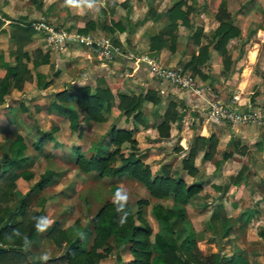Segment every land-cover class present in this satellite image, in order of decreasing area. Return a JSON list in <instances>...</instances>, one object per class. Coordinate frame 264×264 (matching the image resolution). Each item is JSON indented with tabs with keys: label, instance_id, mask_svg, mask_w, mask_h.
Listing matches in <instances>:
<instances>
[{
	"label": "crops",
	"instance_id": "1",
	"mask_svg": "<svg viewBox=\"0 0 264 264\" xmlns=\"http://www.w3.org/2000/svg\"><path fill=\"white\" fill-rule=\"evenodd\" d=\"M35 2L39 5V2L44 1L35 0ZM219 2L220 0L217 4ZM108 5L110 4L108 3ZM4 6H6V9L0 3V20L2 21L0 25V79L4 74L5 64L14 65L16 63V46L18 44L11 37L13 34L11 32L12 25H29L30 22L37 20V17L32 16V13L28 11V6L26 4L22 5V0H5ZM129 6L137 9V4L131 1H129ZM151 7L155 8H152L155 13L151 10L150 15L146 12L143 18L140 19H129L127 16L128 12L126 15L125 11H123L121 15L125 13V17H121L122 20L120 17L112 16L114 8L109 9L111 17H107L108 13L100 7L102 10H97L96 14L98 16L96 20L92 18L95 20L92 23L93 28L86 32H81L78 29L83 27L87 20L84 23L77 22L78 27L76 29L78 32L91 34L96 39L101 37L109 38L114 44L119 46L120 53L109 61H104L98 56L94 45L69 42L57 49L47 44L41 33L33 30L29 34L28 39L23 42L20 50L27 54L26 57L21 58V61L29 69L30 77L24 79L20 89L11 87L8 93L4 95L3 101L0 102V111L6 119L5 124L0 125L2 126L0 128L10 130L12 134L6 135L0 145L1 147H6L5 152H2L1 163L6 156H10L8 144L5 142L7 138H14L18 134L22 135L24 141L28 143L27 149L28 145H30V148L32 147L30 144L32 140H35L42 132L49 130H41L37 125L33 129L27 123L26 117L28 115H24V113H28L26 104L23 103V99L14 94V90L18 91L23 88L22 96L29 94L26 86L27 84L31 85L32 79L35 81V88L31 89V94L33 95L25 98H31L35 94L41 93L44 96L49 95L50 100L53 92L66 86H71V83H91L95 81L97 76H100L103 80L99 85L107 86L114 95L109 110H101L105 118L104 121L97 122L83 119L80 124L82 132L78 137L76 131L71 132L69 130L66 117L59 115L54 110H47L50 114L54 112L53 116L58 119H66L68 132L76 134V140H79L83 135L86 124L89 121L106 123L109 120L110 126L115 124L118 127L134 128L133 137L137 141L139 156L150 167L149 160L151 159L146 152L151 154L153 149L164 150V146H170V148L166 147L167 149L169 148L167 153H162L158 159H154L156 165L154 164V168L151 167V169L154 173H160L162 170L168 172L171 177L180 176L186 183L196 180L201 182V190L188 197L184 203L185 214L194 230L195 249L206 255L207 245H209L216 264L218 260L219 262L224 261V264H239L242 260H246L249 264H264V115L258 121L252 123L232 122L229 124L227 121L213 120L206 114L203 98L196 95L192 90L179 89L157 79L148 70L146 63L138 59L139 55L145 54L162 65L183 66L193 54L197 53L199 45L204 44L210 38L216 26L208 33L207 29L202 28L198 41L195 42L191 34L196 26L191 21L190 26H186L180 20H177V25L174 29L175 41L173 48H170V41L167 36L159 34L165 29L167 24V18L163 15L166 14L165 9H160L155 4H151ZM48 8L49 4L43 10V14L48 12ZM35 10L34 12L42 13L39 11L40 9ZM67 17L68 15L66 14L62 15V17H57L58 24H54L62 27ZM115 21L121 23L120 29L115 24ZM104 25H111L114 28V32H109L104 28ZM96 26H100V28L98 29ZM199 26H201V23ZM99 33L102 36L99 37ZM261 33L264 32L262 31ZM154 34L159 35L163 42L154 40L152 41L154 46L150 48V37ZM231 39L226 44L229 52L230 49L227 45ZM159 44L161 45L158 47ZM44 55H47V60L45 61H43ZM248 55L252 59L255 55V50H249ZM217 58L222 65L220 53L210 47L208 58L203 64L198 65L200 73L194 75L199 84H203V86L204 84L209 85L208 81L211 80L217 82L216 79H212L208 71L210 61L213 59L217 61ZM238 59L237 56L234 58L233 64L227 71L228 73L234 72V66ZM37 74L39 75V82H46V86L38 84ZM147 89L158 93L160 96L159 102L153 103L150 100H144L140 106L141 120H132L131 117L126 119L125 115L117 107L118 98L116 94L120 92L127 95H137L139 93L143 94ZM242 93L243 90L239 84H236L233 92L227 96L220 95L215 91L206 94V96L229 102L230 104L233 103V106L243 109L260 110L264 114V87L259 89L256 99L241 96ZM169 101L175 103L177 116L174 120L169 121L168 128H163L162 131L168 134L161 136L157 125L161 122ZM78 111L81 113L80 109ZM120 120L125 123L119 124ZM52 126L56 127L52 132V139L44 140L42 152L46 156H50L49 147L47 148V146L53 148L55 145H59L54 137L55 133L58 132V126ZM211 134L216 138L213 152L208 154V157H204L203 154L207 150L208 144L201 142L189 164L190 166H183L182 159L187 157L195 136L208 137ZM27 139L30 141L28 142ZM74 142H71L70 145V154L73 162V150L76 146L79 147L81 153L85 154L89 153L94 144L101 148H109L106 142L97 140L90 143L87 147V152H83L81 145L78 142L76 143L75 140ZM25 150L24 154L29 155L30 158L23 163L27 161L32 163L33 154L26 153ZM34 151L39 153V151ZM224 152L228 153V155L224 156ZM23 163L20 162L18 165ZM49 168L53 170V168ZM22 169L27 168L23 167ZM53 172L50 182L56 180L57 173L54 170ZM200 197H202V200ZM167 198H170L169 202L163 203L161 201V199ZM101 199L105 198L102 197ZM153 199L150 202H160L164 205H171L172 203L170 195ZM149 208L146 210L147 218L148 214L151 216ZM76 219H78L77 226L73 224ZM87 219L88 217L84 223H81L79 217H76L70 224L61 228L69 227V232L73 235L78 230L77 228L87 222ZM155 223V229L152 227L153 232L158 229V223L156 221ZM182 237L183 234L180 235V239ZM200 242L203 244L200 245ZM32 244L34 243L32 242ZM30 246L31 244L25 249L24 253L30 260L40 264L44 260L43 255H35L31 252ZM61 248L62 251L63 247ZM58 254L60 253L58 252ZM129 257L130 254L128 253L124 258L127 259ZM104 259H101L98 264ZM238 260L239 262H237Z\"/></svg>",
	"mask_w": 264,
	"mask_h": 264
},
{
	"label": "trees",
	"instance_id": "2",
	"mask_svg": "<svg viewBox=\"0 0 264 264\" xmlns=\"http://www.w3.org/2000/svg\"><path fill=\"white\" fill-rule=\"evenodd\" d=\"M224 0H220L216 6L214 17L218 24L213 29L210 38L199 45L196 54H193L188 61L183 64L185 70H189L192 75L200 73L198 65L203 64L209 55V48L216 49L222 60L223 69L221 72L229 71L234 62V57L226 48L229 39L240 35V29L233 24L231 13L223 5ZM194 9L185 0H176L165 11L168 23L165 29L159 34H165L170 41V48H173L175 41L174 29L177 20L182 24L190 26L189 13ZM151 8L147 14L150 15ZM153 13L154 10H153ZM0 20V25H1ZM118 28L121 23L115 21ZM92 22L88 21L81 32L89 31ZM104 28L113 33L111 25H104ZM34 29L27 25L13 24L11 28L12 38L16 43V63L14 65L5 64V71L0 79V102L8 93L11 87L20 89L24 79L30 77L29 69L21 61L26 57L25 52H21L20 47L25 42L29 34ZM201 34V27L196 26L192 32L193 40L198 41ZM160 41L161 37L154 34L150 37V48H153L152 41ZM160 42H163L162 40ZM161 44L158 45V47ZM43 61L47 60L44 55ZM38 84L46 86V82H39V75H36ZM102 77L97 76L95 81L71 83L61 90L52 93L49 102L43 107L54 110L59 115L68 120L69 130L76 131L77 136L81 135V121L83 119L97 122L104 121L101 110H109L114 95L107 86L99 83ZM117 107L132 120H141L140 106L144 100L157 103L160 96L153 90L139 94L127 95L117 93ZM80 109L81 113L78 111ZM177 116L175 103L169 101L161 122L157 125L159 135H166L163 128L169 127V121ZM56 129L52 126L48 131L42 132L35 140L30 142L32 148L42 152L44 140L52 139V132ZM161 129V130H160ZM134 128L118 127L112 124L106 134L108 140L106 145L112 148H101L92 145L88 154L81 153L76 146L74 152V163L77 168L85 174L93 173L99 178H119L128 176L143 185L148 197L136 198L131 204L128 201H121L114 198L102 199L97 209L88 217L87 222L77 228L76 233L71 235L69 227L61 228L56 220L53 221L46 232L56 246L63 247L62 252L57 256L48 257L40 264H98L103 258L111 256L115 264H216L214 255H203L195 249V235L184 209L187 198L201 190L202 184L198 180L186 183L180 176H169L168 172L161 170L154 173L151 167L142 161L138 153L137 141L133 137ZM10 156L5 157L0 164V264H38L30 260L24 253L25 249L32 244L37 232V218H42L43 209L35 210L29 207V196L44 188L50 182L54 172L46 168L40 173L37 180L24 190L16 185V179L27 183L33 176L27 169L14 171V167L20 162L29 159V155L24 154L27 142L22 135L18 134L14 138H7ZM208 144L203 156L213 152L216 138L213 134L208 137L196 135L189 153L182 159L183 166H190L192 158L197 152L200 143ZM48 154V152L46 151ZM224 156L228 153L224 152ZM195 169L193 166H191ZM21 183V184H22ZM113 194L115 186H112ZM170 195L171 205H164L160 202H150L149 197L162 198ZM16 198L15 204L11 202ZM123 206L122 211H118ZM149 205L150 214L158 223V229L153 232L152 226L146 217V206ZM123 221V222H121ZM76 226L78 219L74 221ZM183 237L180 239V235ZM152 237V238H151ZM180 239V241H179ZM130 254L125 259L124 253ZM217 264H224L218 260ZM239 264H249L246 260Z\"/></svg>",
	"mask_w": 264,
	"mask_h": 264
},
{
	"label": "rangeland",
	"instance_id": "3",
	"mask_svg": "<svg viewBox=\"0 0 264 264\" xmlns=\"http://www.w3.org/2000/svg\"><path fill=\"white\" fill-rule=\"evenodd\" d=\"M4 1L0 0V3L2 7L6 9ZM43 1L44 2H39V5H37L35 0H22V5L26 4L28 6V11L32 13V16H36L37 19H40L42 16L52 24H58L57 17H62V15L66 14L68 17L64 20L62 27L71 31H77V22L84 23L86 20V23L88 21H91L92 23L95 22L96 17L98 16V14H96L97 10H102L101 8L105 9L106 13H108L109 16L107 15V17H111L109 9L114 8V12L112 13L113 17H120L121 19V17H125V13L127 15L128 12L127 16L129 19H140L143 18L148 8H154L151 7V4H155L156 7H159L160 9L162 8L163 10L165 9L166 11V9L176 0H94L91 7H89L88 0H77L75 4H68L66 0ZM129 1L137 4V9L129 6ZM185 1L194 8L188 15L189 20L194 26H199L201 23V30L202 28L207 29V33L216 26L215 24H217V20L214 17V13L219 0ZM41 3H43V5H41ZM108 3L110 5H108ZM48 4V12L43 14V10ZM223 5L231 13L234 23L238 25L240 29V35L231 39L227 45L230 49L231 56L234 58L237 56V59H239L234 66V72L231 73L221 72L222 65L218 58L217 61H215L216 59L210 61L208 71L212 79H216L217 82L211 80L213 83L208 81L209 85L204 84V86L208 87L212 93L215 91L220 95L227 96L233 92L236 84H239L240 88L243 90L241 96H248L247 98L253 99L258 95L259 89L264 87V33H261L262 31L264 32V0H225ZM37 9H40L39 11L42 13L34 12V10L37 11ZM123 11H125V13L121 15ZM163 15L166 16V23H168L167 15ZM96 27L98 29L100 28V26ZM100 36H102L101 33H99V37ZM251 49L255 50V55L252 59L248 55V51ZM34 83L35 81L31 79V85L27 84L26 86L29 94L25 93L26 95L22 96L21 93L24 92L23 88L18 91L14 90V94H17L20 99H23V103L26 104V110L28 113H24V115H28L26 121L33 127V129H35V125L41 130H48L52 125L58 126V132L55 133L54 137L59 145H55L53 148L47 146V148L49 147L50 156H46L44 152L36 153L31 149L32 147L30 148V145H28L25 152L33 154L32 163L27 161L22 165L14 167V171H19L25 167L33 173L32 178L28 180L27 183H22L21 178L16 179V185L21 190H24L27 186L31 185L36 179H38L40 173L46 168L51 167L57 173L56 180L47 184L43 190L31 193L28 200L29 207L35 210L41 209L42 207V218L46 217L51 221L50 225L56 220L60 227H65L76 217H79L81 223H84L85 219L99 206L102 197L118 199V193L126 194L128 197L126 201L131 204H133L136 198L148 197L146 188L128 176L102 179L96 177L93 173L85 174L80 171L71 158V142H74V140L76 143L78 142L81 145L82 150H84L83 152H87V147L91 142H96L97 140L106 142L108 140L106 132L110 126L109 120L106 123H94L89 121L86 124L83 135L79 140H76V134L68 132L66 119H58L54 117V112L50 114V112L43 107V105L48 103L49 95L44 96L40 93L35 94L34 97L25 98L26 96L33 95L31 92L35 88ZM171 86L173 85L171 84ZM5 121V117L0 111V125H4ZM124 123L125 122H122V120L119 122L121 125ZM228 123L231 124V122ZM0 129L1 145L4 137L9 135V133L11 134V132L10 130ZM28 139L27 141L29 142L30 140ZM107 147L111 149L112 145H107ZM166 147L170 148V146H164V150L153 149L151 154L146 152L151 159L149 160V163L152 168L156 165L154 159H158L162 153L164 154L168 152L169 148L167 149ZM5 148V146H0V163L3 158L2 152H5ZM151 156H154L155 158H151ZM112 186H115L116 189L114 195L111 193L112 189L110 190ZM200 199L202 200V197H200ZM149 200L153 201L154 199L149 197ZM15 201L16 198L11 202L12 206L15 204ZM161 201L166 203L170 201V198L161 199ZM148 208L149 205L146 206V210ZM147 216L152 227L155 229L156 223L154 219L149 214ZM50 225L43 230L36 229V236L33 239L34 244H31L30 246L31 252L35 255H43V257L47 255L48 257H51L54 255L57 256L56 254H58V252H62V246L56 247L53 241L46 235ZM199 244L202 245L203 243L200 242ZM207 247L206 255L208 253L211 254L210 246L207 245ZM127 255L128 253L125 252L124 257ZM237 262H239V260ZM101 263L114 264V259L108 257L102 260L100 264Z\"/></svg>",
	"mask_w": 264,
	"mask_h": 264
},
{
	"label": "built area",
	"instance_id": "4",
	"mask_svg": "<svg viewBox=\"0 0 264 264\" xmlns=\"http://www.w3.org/2000/svg\"><path fill=\"white\" fill-rule=\"evenodd\" d=\"M29 26L41 33L47 44L57 49L69 42L94 45L99 57L104 61H109L116 54L120 53L119 46L114 44L109 38L101 37L96 39L91 34L71 31L52 24L43 17L30 22ZM138 59L146 63L148 70L160 81L166 82L169 85L172 84L179 89L192 90L196 95L203 98L206 114L213 120L231 123H252L258 121L264 115L260 110L243 109L233 106L229 102L207 97L206 94L211 93L210 89L199 84L195 76L185 70L181 65H162L145 54L139 55Z\"/></svg>",
	"mask_w": 264,
	"mask_h": 264
},
{
	"label": "clouds",
	"instance_id": "5",
	"mask_svg": "<svg viewBox=\"0 0 264 264\" xmlns=\"http://www.w3.org/2000/svg\"><path fill=\"white\" fill-rule=\"evenodd\" d=\"M66 2L68 4H75L77 2V0H66ZM89 2V7L92 6V3L94 2V0H88ZM127 195L126 194H120L118 193V199L121 201H126L127 200ZM123 206L121 205V208L118 209V211H122ZM38 219V223H37V228L40 230H43L45 227H47L48 225H50L51 221H49L46 217L43 218H37ZM123 222V221H121ZM44 260L48 259V256L45 255L43 257Z\"/></svg>",
	"mask_w": 264,
	"mask_h": 264
},
{
	"label": "water",
	"instance_id": "6",
	"mask_svg": "<svg viewBox=\"0 0 264 264\" xmlns=\"http://www.w3.org/2000/svg\"><path fill=\"white\" fill-rule=\"evenodd\" d=\"M2 224V222H0V225Z\"/></svg>",
	"mask_w": 264,
	"mask_h": 264
}]
</instances>
